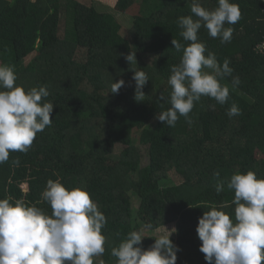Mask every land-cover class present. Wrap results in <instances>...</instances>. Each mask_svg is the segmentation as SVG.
<instances>
[{
	"label": "trees",
	"instance_id": "16d2710c",
	"mask_svg": "<svg viewBox=\"0 0 264 264\" xmlns=\"http://www.w3.org/2000/svg\"><path fill=\"white\" fill-rule=\"evenodd\" d=\"M84 1L0 0V64L13 66L25 91L45 86L49 96L42 102L54 105L52 124L30 149L10 152L0 164V199L23 200L50 215L41 193L49 179L59 180L66 189L86 190L106 218L105 252L94 264H117L111 249L132 231L145 236L140 247L148 249L169 217L176 229L170 240L179 248L175 264H208L199 251L198 218L215 205L234 219V192L225 183L217 193L213 173L224 181L247 171L264 179V0H230L241 19L225 25L234 29L228 43L198 31L205 55L214 53L221 65L230 61L232 75L219 81L229 97L220 105L202 96L191 123L180 116L174 127L155 116L170 107L168 79L182 56L171 40L188 43L177 21L192 15L191 0H116L119 13L139 5L128 31L89 4L94 0ZM201 3L218 6L217 0ZM129 51L137 65L124 59ZM134 70L148 77L138 101ZM232 77H239L238 86ZM119 79L125 85L113 94L111 83ZM233 103L241 114L229 117ZM135 132L143 151L132 143ZM170 174L180 182L165 186Z\"/></svg>",
	"mask_w": 264,
	"mask_h": 264
},
{
	"label": "clouds",
	"instance_id": "9594fccd",
	"mask_svg": "<svg viewBox=\"0 0 264 264\" xmlns=\"http://www.w3.org/2000/svg\"><path fill=\"white\" fill-rule=\"evenodd\" d=\"M217 4L209 10L201 0H191L192 15L178 18L179 34L188 43L171 40L182 56L171 67L168 79L170 107L155 116L170 127L180 116L190 124L189 113L202 96L220 105L228 100L229 88L219 81L232 75L230 61L226 58L221 65L214 53L205 55L207 49L199 41L198 31L203 27L210 37L218 38L221 44L228 43L234 29L225 25L238 23L241 11L230 0H217ZM124 59L137 65L135 51H129ZM132 72L138 101L145 96L142 89L148 77L143 71ZM16 80L13 66L0 64V164L9 160L10 152L26 153L37 133L52 124L50 114L54 105L42 102V98L49 96L47 88L25 91ZM239 83V77H232L233 87ZM124 85V80H116L111 83L110 92L116 94ZM158 99L163 101L165 97L160 94ZM240 114L235 103L227 111L229 117ZM12 163L18 166L19 158ZM213 175L217 178V193L225 183L234 192V219L217 206H210L196 226L201 241L199 251L208 264H264V179H258L253 171L236 172L227 181L220 179L218 171ZM41 198L50 206V215L23 200L13 203L10 198L0 199V264H94L93 258L105 252L101 230L106 218L89 193L82 188L66 189L59 180L49 179ZM175 231L165 229L153 238L148 249L140 247L145 236L132 231L118 247L111 249V255L117 264H175L179 248L170 240Z\"/></svg>",
	"mask_w": 264,
	"mask_h": 264
},
{
	"label": "rangeland",
	"instance_id": "374dc122",
	"mask_svg": "<svg viewBox=\"0 0 264 264\" xmlns=\"http://www.w3.org/2000/svg\"><path fill=\"white\" fill-rule=\"evenodd\" d=\"M85 2L84 0H80V2ZM115 3H116V0H94L92 2H89V4L91 5H94V7H96V9L99 11V12H104V13H111L113 14L116 19H117V22L119 23V25L121 27H123V29L125 31H128L129 28H130V25L132 24V15H135L137 14V11L139 10V5L138 3L136 2L134 5H132L129 9H127L124 13H119L115 10L114 6H115ZM124 30L122 31L124 35H126L124 33ZM32 56L28 57L25 59V63H28L29 60L31 59ZM155 122V121H154ZM138 132H135L133 134V138H132V143L137 146L138 148H140V150L143 151V148L142 146H140L138 144ZM143 162H144V159H143ZM180 181L178 179V177L175 175V174H170L169 178L167 181L164 182V185L165 186H169V185H173V184H178ZM20 188H22L23 190H26V185L25 183H22L20 185ZM174 224H175V221L169 217L168 219V223L166 226L162 227V229L160 230H157L155 232V235H158V234H161L164 232L165 229H172L174 228ZM165 228V229H164ZM174 234V233H173ZM173 234L170 236V238L173 237Z\"/></svg>",
	"mask_w": 264,
	"mask_h": 264
}]
</instances>
